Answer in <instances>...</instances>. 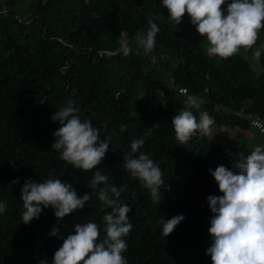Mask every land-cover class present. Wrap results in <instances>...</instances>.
Listing matches in <instances>:
<instances>
[{"label": "trees", "instance_id": "obj_1", "mask_svg": "<svg viewBox=\"0 0 264 264\" xmlns=\"http://www.w3.org/2000/svg\"><path fill=\"white\" fill-rule=\"evenodd\" d=\"M168 17L162 0H0V201H7V211L0 214V264L43 259L51 264L63 242L49 235L53 225L67 238L75 224L95 222L102 239V218L110 209L95 195L63 220L52 208L27 225L20 218L26 179L42 183L51 176L83 195L91 191L96 170L125 189L121 200L131 208L132 224L123 254L128 264H211L205 254L212 216L206 198L222 193L208 170L224 165L238 172L236 165L252 149L199 135L180 145L171 120L188 107L191 95L201 104L192 109L197 119L207 111L216 125L240 128L247 127L250 115L262 120L264 54L259 61L252 50L227 59L209 55L206 39L187 14L176 26ZM149 19L160 31L156 48L146 56L135 35L147 30ZM123 39L133 49L127 56L120 48ZM261 44L264 28L256 46ZM68 101L99 128L101 139L110 138L97 169H74L51 148L58 128L51 116ZM140 138L145 140L140 151L159 165L169 189L159 205L122 167L130 142ZM181 214L184 220L164 237L158 221Z\"/></svg>", "mask_w": 264, "mask_h": 264}, {"label": "clouds", "instance_id": "obj_2", "mask_svg": "<svg viewBox=\"0 0 264 264\" xmlns=\"http://www.w3.org/2000/svg\"><path fill=\"white\" fill-rule=\"evenodd\" d=\"M162 4L175 26L182 22L185 14L190 17L197 33L206 39L209 55L227 59L242 49L252 50V58L259 61L264 54V44L256 46L258 34L264 28V0H162ZM224 5L226 7H222ZM159 31L158 25L149 19L147 30L136 33L135 43L144 55L156 48ZM130 45L128 39L120 41L123 55L133 51ZM187 105L171 120L176 141L183 145L194 136L213 137L214 118L207 111H200L197 119L192 111L201 107L198 98L188 96ZM130 115L136 117L138 113L135 110ZM51 120L58 123L51 148L59 153V159L83 171L97 169L102 164L110 150V138L101 139L99 128L90 119L82 118L72 101L55 111ZM126 127L122 125L121 131ZM155 127L158 123L152 126ZM144 143L143 138L130 142V152L125 153L122 167L148 190L152 203L159 205L169 189L159 165L140 151ZM236 168L238 172L224 165L208 170L222 195L206 198L212 216L208 228L211 244L205 254L211 264H264V146H255ZM88 187L90 192L79 195L72 184L61 179L50 176L42 183L26 179L20 189L24 209L20 218L27 225L38 219L43 210L52 208L55 218L63 220L83 209L95 195L110 209L102 218L105 236L100 238V226L91 221L75 224L74 233L67 238L53 225L49 235L63 242L51 264H128L123 254L127 251L125 237L131 232L132 224L128 216L131 208L121 200L124 187L109 183V176L99 170L94 172ZM6 211L7 201H0V214ZM183 220L182 214L166 221L162 217L158 223L164 237ZM40 264L48 262L43 259Z\"/></svg>", "mask_w": 264, "mask_h": 264}, {"label": "rangeland", "instance_id": "obj_3", "mask_svg": "<svg viewBox=\"0 0 264 264\" xmlns=\"http://www.w3.org/2000/svg\"><path fill=\"white\" fill-rule=\"evenodd\" d=\"M262 122L264 126V118H262ZM237 131L241 132H238V134ZM208 137L215 143L242 146L252 150L255 146H264V130L259 131L250 123L245 128H240L236 124H215L213 127V137Z\"/></svg>", "mask_w": 264, "mask_h": 264}, {"label": "built area", "instance_id": "obj_4", "mask_svg": "<svg viewBox=\"0 0 264 264\" xmlns=\"http://www.w3.org/2000/svg\"><path fill=\"white\" fill-rule=\"evenodd\" d=\"M177 89H178L179 92H184L185 91V88L182 87V86H179ZM249 121H250V124L255 126L259 131H263L264 130L263 122H262V120L259 117L250 115V120Z\"/></svg>", "mask_w": 264, "mask_h": 264}, {"label": "water", "instance_id": "obj_5", "mask_svg": "<svg viewBox=\"0 0 264 264\" xmlns=\"http://www.w3.org/2000/svg\"><path fill=\"white\" fill-rule=\"evenodd\" d=\"M232 168V167H231Z\"/></svg>", "mask_w": 264, "mask_h": 264}]
</instances>
